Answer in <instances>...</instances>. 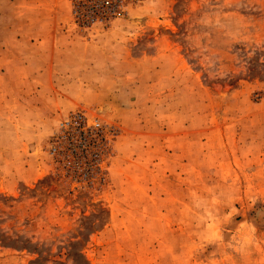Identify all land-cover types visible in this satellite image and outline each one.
I'll list each match as a JSON object with an SVG mask.
<instances>
[{"label":"rangeland","instance_id":"obj_1","mask_svg":"<svg viewBox=\"0 0 264 264\" xmlns=\"http://www.w3.org/2000/svg\"><path fill=\"white\" fill-rule=\"evenodd\" d=\"M257 61L264 0H0V264H264Z\"/></svg>","mask_w":264,"mask_h":264},{"label":"trees","instance_id":"obj_2","mask_svg":"<svg viewBox=\"0 0 264 264\" xmlns=\"http://www.w3.org/2000/svg\"><path fill=\"white\" fill-rule=\"evenodd\" d=\"M256 61V60H255ZM258 62V61H257ZM258 64L260 66H263L264 67V63H259ZM249 71L251 74H254V72H257L258 74H260L261 77L264 78V70H261V71H258V66L256 65H251V67L249 68ZM17 242H23L21 245H20V248L21 249H25V248H30L31 245V242L27 239H23L22 240V237H18V239H12L10 236H8L6 233H4L1 229H0V243L5 246V247H10V248H15L16 247V244ZM30 244V245H29ZM80 245V242H77V243H74L72 245L73 248H77V246ZM38 250V247L37 245L34 247V250ZM40 252V251H39ZM39 252H37V254H40ZM69 255H73V259L75 261V264H90L86 259H85V256L83 253L81 252H78L76 250L74 251H71L69 253ZM41 257V256H40ZM37 258L35 259L34 261L31 262V264H40L42 259L41 258Z\"/></svg>","mask_w":264,"mask_h":264},{"label":"crops","instance_id":"obj_3","mask_svg":"<svg viewBox=\"0 0 264 264\" xmlns=\"http://www.w3.org/2000/svg\"><path fill=\"white\" fill-rule=\"evenodd\" d=\"M66 16V13L62 10H59L58 13H57V17L58 19L61 17V18H65Z\"/></svg>","mask_w":264,"mask_h":264},{"label":"built area","instance_id":"obj_4","mask_svg":"<svg viewBox=\"0 0 264 264\" xmlns=\"http://www.w3.org/2000/svg\"><path fill=\"white\" fill-rule=\"evenodd\" d=\"M107 4H109V1H106Z\"/></svg>","mask_w":264,"mask_h":264}]
</instances>
